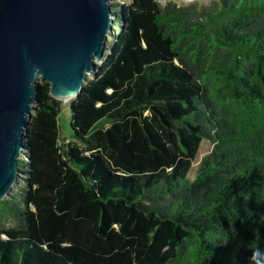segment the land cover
<instances>
[{
    "label": "trees",
    "instance_id": "trees-1",
    "mask_svg": "<svg viewBox=\"0 0 264 264\" xmlns=\"http://www.w3.org/2000/svg\"><path fill=\"white\" fill-rule=\"evenodd\" d=\"M119 6L71 137L35 83L0 264H264V0Z\"/></svg>",
    "mask_w": 264,
    "mask_h": 264
},
{
    "label": "water",
    "instance_id": "water-1",
    "mask_svg": "<svg viewBox=\"0 0 264 264\" xmlns=\"http://www.w3.org/2000/svg\"><path fill=\"white\" fill-rule=\"evenodd\" d=\"M114 19L110 0H0V199L17 182L35 79L61 102L75 97L105 53Z\"/></svg>",
    "mask_w": 264,
    "mask_h": 264
},
{
    "label": "rangeland",
    "instance_id": "rangeland-1",
    "mask_svg": "<svg viewBox=\"0 0 264 264\" xmlns=\"http://www.w3.org/2000/svg\"><path fill=\"white\" fill-rule=\"evenodd\" d=\"M123 0H110L111 2V5H112V8L114 10H119V5L121 4ZM161 4H165L166 2H174V3H177V4H190V3H193V2H198V3H201L203 5H206L209 3L210 0H190V1H185V0H158ZM113 29H114V26L112 25V31L111 33L109 34V40L107 41L108 43H111L112 40L114 39V35H112L113 33ZM40 78H37L35 79L34 83H41L40 82ZM73 98V97H72ZM69 101H62V106H61V110L59 111L58 113V129H59V133H60V136L63 138V139H66V138H69L71 137L72 135V129H71V124H70V109H69ZM212 148H213V143H211L209 141V139H203L201 141V143L199 144L198 146V149H197V153H196V157L195 159H192L191 161V167H190V171L188 173V176L189 177H192L194 176V173H196V170H197V167L201 161V159H203V157L207 154H209L211 151H212ZM19 159L21 160H24V161H27L26 157H25V153H24V150H22V152L19 154ZM19 176L21 177H24L25 175L23 174V172H20L18 173ZM17 178V182H15L12 186V188H18V186L20 185V183H22V178ZM12 188L10 189L9 193H11L12 191ZM6 226H10L13 224V222H11L10 220L9 221H6L5 222Z\"/></svg>",
    "mask_w": 264,
    "mask_h": 264
},
{
    "label": "bare ground",
    "instance_id": "bare-ground-1",
    "mask_svg": "<svg viewBox=\"0 0 264 264\" xmlns=\"http://www.w3.org/2000/svg\"><path fill=\"white\" fill-rule=\"evenodd\" d=\"M186 1H190V0H186ZM114 10V9H113ZM115 11V10H114ZM63 97H62V99L64 100V101H68V100H70L72 97H74V93H71V94H69V95H62Z\"/></svg>",
    "mask_w": 264,
    "mask_h": 264
}]
</instances>
